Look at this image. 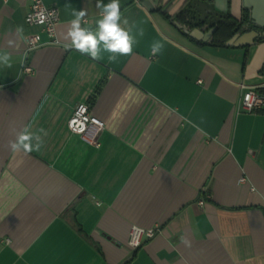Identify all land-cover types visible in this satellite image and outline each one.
I'll list each match as a JSON object with an SVG mask.
<instances>
[{
	"label": "crops",
	"instance_id": "obj_1",
	"mask_svg": "<svg viewBox=\"0 0 264 264\" xmlns=\"http://www.w3.org/2000/svg\"><path fill=\"white\" fill-rule=\"evenodd\" d=\"M42 1L57 42L24 59L39 28L26 0H0V264H264V109H238L240 85L264 94V41L197 44L165 17L189 0H119L133 52L96 60L66 46L74 13L96 31L98 0ZM77 103L104 124L98 146L67 128ZM22 132L39 151L9 147ZM131 226L158 231L131 249Z\"/></svg>",
	"mask_w": 264,
	"mask_h": 264
},
{
	"label": "built area",
	"instance_id": "obj_2",
	"mask_svg": "<svg viewBox=\"0 0 264 264\" xmlns=\"http://www.w3.org/2000/svg\"><path fill=\"white\" fill-rule=\"evenodd\" d=\"M28 2V11L24 16V21L29 26H36L39 32L31 33L24 38L23 57L40 46L45 44H55L56 25L58 23V9L55 6H48L42 0H26ZM45 36V40L41 35ZM23 59V72L30 73L31 67L25 64ZM242 95L238 104V109L243 112H255L264 109V94H260L255 90L240 85ZM68 130L72 134L78 135L85 142L98 146V134L103 130L104 124L95 115L90 112L87 103H77L72 108L71 114L66 122ZM239 182L245 183L246 178L240 177ZM253 190V187H250ZM202 204L203 201L198 202ZM158 231L157 227L140 228L131 226L128 234L127 245L131 249L137 248L143 237L151 238Z\"/></svg>",
	"mask_w": 264,
	"mask_h": 264
},
{
	"label": "clouds",
	"instance_id": "obj_3",
	"mask_svg": "<svg viewBox=\"0 0 264 264\" xmlns=\"http://www.w3.org/2000/svg\"><path fill=\"white\" fill-rule=\"evenodd\" d=\"M97 8H101L102 18L99 19L96 24V31L93 32L86 28L81 27V20L86 16L84 10L74 13L75 19L71 21L69 30L67 32V37L70 38L71 44L66 47H73L80 53H86L93 59L99 60L101 45L103 50L112 54L118 55H131L133 52V39L130 37L128 31L120 26L121 11L119 0H111L110 3L102 4L97 2ZM127 23V21H124ZM143 35V29L140 32ZM163 44L157 42L153 45L154 52H161L163 49ZM110 61L116 60V55L109 57ZM10 57L8 54L0 55V64L11 66ZM32 136L26 132H22L18 135L16 141L10 142L9 147L13 151L18 149H23L24 152L39 151V145L33 148L31 143Z\"/></svg>",
	"mask_w": 264,
	"mask_h": 264
},
{
	"label": "trees",
	"instance_id": "obj_4",
	"mask_svg": "<svg viewBox=\"0 0 264 264\" xmlns=\"http://www.w3.org/2000/svg\"><path fill=\"white\" fill-rule=\"evenodd\" d=\"M173 24H179V32L188 40L210 46L226 47L225 43L234 34H242L252 29H264L255 26L249 19L247 11L243 12L241 19L237 20L228 13L217 11L213 6V0H189L186 5L173 18L165 15ZM199 29L203 33L213 30L207 41H197L188 35L192 29ZM186 30L187 32H184ZM264 41V39H258Z\"/></svg>",
	"mask_w": 264,
	"mask_h": 264
},
{
	"label": "water",
	"instance_id": "obj_5",
	"mask_svg": "<svg viewBox=\"0 0 264 264\" xmlns=\"http://www.w3.org/2000/svg\"><path fill=\"white\" fill-rule=\"evenodd\" d=\"M243 6L249 10L250 21L264 29V0H243ZM213 30L203 33L198 29H193L188 32V35L195 40L207 41ZM256 39H264V30L256 31L249 30L243 34H234L227 42V46H247L252 44Z\"/></svg>",
	"mask_w": 264,
	"mask_h": 264
}]
</instances>
